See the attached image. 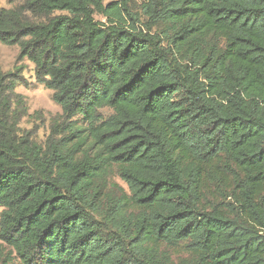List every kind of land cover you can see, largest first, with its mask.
Segmentation results:
<instances>
[{"label":"trees","instance_id":"1","mask_svg":"<svg viewBox=\"0 0 264 264\" xmlns=\"http://www.w3.org/2000/svg\"><path fill=\"white\" fill-rule=\"evenodd\" d=\"M0 42L62 109L0 75V264H264V0H19Z\"/></svg>","mask_w":264,"mask_h":264},{"label":"rangeland","instance_id":"2","mask_svg":"<svg viewBox=\"0 0 264 264\" xmlns=\"http://www.w3.org/2000/svg\"><path fill=\"white\" fill-rule=\"evenodd\" d=\"M19 0H0V7L9 8ZM109 2L111 0H105ZM98 19H101L98 17ZM20 48L10 46L0 42V75L17 72L24 82L16 87V92L24 98L26 115L23 117L20 127L27 132L35 134L36 138L42 140L48 133V126L55 119L58 120L62 114L59 104L53 100V91L37 81L34 75V64L28 60L19 59ZM110 110L105 109L104 114H109ZM120 184L123 182L116 178ZM0 252L8 253L10 250L6 245L1 244Z\"/></svg>","mask_w":264,"mask_h":264}]
</instances>
